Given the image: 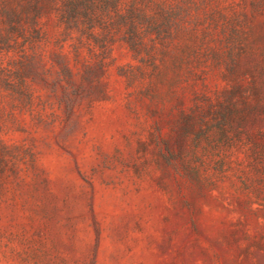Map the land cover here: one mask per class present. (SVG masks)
Here are the masks:
<instances>
[{
  "label": "rangeland",
  "instance_id": "obj_1",
  "mask_svg": "<svg viewBox=\"0 0 264 264\" xmlns=\"http://www.w3.org/2000/svg\"><path fill=\"white\" fill-rule=\"evenodd\" d=\"M0 264H264V0H0Z\"/></svg>",
  "mask_w": 264,
  "mask_h": 264
}]
</instances>
